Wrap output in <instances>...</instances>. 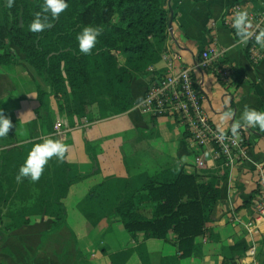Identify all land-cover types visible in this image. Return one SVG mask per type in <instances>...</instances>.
Listing matches in <instances>:
<instances>
[{
  "label": "crops",
  "instance_id": "obj_1",
  "mask_svg": "<svg viewBox=\"0 0 264 264\" xmlns=\"http://www.w3.org/2000/svg\"><path fill=\"white\" fill-rule=\"evenodd\" d=\"M165 3L173 19L172 31L149 76L133 81L134 105L123 114L93 120L89 108L87 116L80 118V101L66 87L62 103L52 97L47 117L41 116L37 89L43 82L24 56L16 55L14 64L0 67V110L12 122L7 137L0 138V158L5 150L56 138L66 146L68 161L78 166L81 174L94 169L87 151L90 146L104 178H152L177 168L197 176L199 182L217 180L221 199L205 236L198 240L199 254L182 259L180 264H264V219L253 209L258 194L255 164L264 166V133L241 125L246 107L264 112V48L256 42L241 43L236 31L227 25L238 10L258 19L264 14V0ZM206 51H217L221 56L217 64L202 69L200 62ZM219 64L234 71L229 83L217 75ZM186 68L193 71L211 122L228 132L237 125H241L237 131H249L252 161L229 170L213 146L192 143L179 118H157L139 107L159 80ZM57 123L63 125L60 132L55 130ZM154 209L147 194L138 197L141 215L151 218ZM52 233L49 219L20 229H13L10 219L1 220L0 264H143L145 257L150 264H162L164 259L180 256L173 232L165 240L147 239L142 232H128L116 218L101 221L77 239L67 227L47 239ZM253 248L255 257H249Z\"/></svg>",
  "mask_w": 264,
  "mask_h": 264
},
{
  "label": "trees",
  "instance_id": "obj_2",
  "mask_svg": "<svg viewBox=\"0 0 264 264\" xmlns=\"http://www.w3.org/2000/svg\"><path fill=\"white\" fill-rule=\"evenodd\" d=\"M43 2L13 0L9 8L8 0H0V67L14 64L16 55L24 56L43 82L37 89L41 116L47 117L51 98L62 97L66 87L80 101V118L87 116L89 108L93 120L130 110L134 105L133 81L149 76V69L161 60L169 36L171 14L165 0H66L68 8L58 18L52 19L48 13L52 27L33 33L29 25L36 13L42 12ZM87 26L103 29L90 55L79 51L76 39ZM99 87L107 94L98 93ZM84 89L88 102L78 97ZM35 144L1 153L0 214L2 204L10 200L2 194L3 176L14 163L21 167ZM87 151L94 168L90 174H81L78 166L68 161L66 152L54 168L44 167L35 182L39 190L37 212L24 209L12 217L13 229L49 219L53 233L67 227L77 239L101 221L116 218L128 232H142L147 239L165 240L170 232L177 235L179 258L164 259L162 264H180L182 259L199 254L198 240L205 236L221 199L219 181L199 182L197 176L177 168L152 178H104L90 146ZM21 183L32 181L24 178ZM143 193L155 205L151 218L137 211L138 197ZM143 264H150L147 257Z\"/></svg>",
  "mask_w": 264,
  "mask_h": 264
},
{
  "label": "built area",
  "instance_id": "obj_3",
  "mask_svg": "<svg viewBox=\"0 0 264 264\" xmlns=\"http://www.w3.org/2000/svg\"><path fill=\"white\" fill-rule=\"evenodd\" d=\"M241 12V11H237ZM251 24L249 31L257 33L264 30V14L258 19L248 15ZM233 28V20L227 22ZM255 42L253 36L248 40ZM221 53L206 51L202 55L200 68L207 69L211 65L217 64ZM216 73L220 80L229 83L234 71L228 66L218 65ZM145 113L154 117H177L185 126L192 138V143L197 147L213 146L216 156L223 161L226 168L232 170L252 161L251 147L249 145V131L242 129L233 132L224 131L215 126L204 110V99L193 78L191 68H186L177 74L166 76L159 80L148 91L143 102L139 106ZM63 128L61 123H57L55 130L60 132ZM202 164L200 160H197ZM257 174L258 194L253 201V209L257 216L264 219V166L255 164ZM249 257H255V249L249 250Z\"/></svg>",
  "mask_w": 264,
  "mask_h": 264
},
{
  "label": "clouds",
  "instance_id": "obj_4",
  "mask_svg": "<svg viewBox=\"0 0 264 264\" xmlns=\"http://www.w3.org/2000/svg\"><path fill=\"white\" fill-rule=\"evenodd\" d=\"M7 6L11 8L13 0H8ZM67 8L68 3L66 0H44L41 5L42 12L36 13L34 20L29 25V30L33 33H39L51 28L52 23L49 20L48 13L51 14L52 19H56ZM233 28L241 43H247L254 36L256 44L264 48V30L259 31L258 34L248 30L251 28V24L247 12L241 11L235 14ZM102 31L103 29L100 27H84L76 37L79 51L85 55H90ZM241 125L253 129L258 128L261 133H264V112L246 107L241 116ZM241 125H237L232 129L234 134ZM11 127V120L0 110V138L7 137ZM65 152L66 146L57 140L46 139L43 143L35 144L28 153L23 165L19 168L16 176L17 182H21L24 178L37 182L49 160L53 157L62 160Z\"/></svg>",
  "mask_w": 264,
  "mask_h": 264
},
{
  "label": "rangeland",
  "instance_id": "obj_5",
  "mask_svg": "<svg viewBox=\"0 0 264 264\" xmlns=\"http://www.w3.org/2000/svg\"><path fill=\"white\" fill-rule=\"evenodd\" d=\"M97 92H102L104 95L107 94L105 90H101L100 87L98 88ZM78 97L81 101L86 100L88 102L87 90L84 89L83 91L79 92ZM61 99V97L57 99L59 101V104L62 103ZM108 106L112 107L110 100H108ZM58 161L59 160L56 157H53L45 166L54 168L57 163L59 164ZM19 168V164L14 163L11 167H9V170H7L6 174L3 176L4 189L2 191V194L9 197L10 199L8 204H2L1 206L2 213L0 214V219L4 221H8L12 217L20 214L24 209H27L29 213L37 212L39 190L36 188L35 182H32L30 184H22L21 182H17L16 176L18 175ZM53 235L54 233L49 235L47 239H51Z\"/></svg>",
  "mask_w": 264,
  "mask_h": 264
},
{
  "label": "water",
  "instance_id": "obj_6",
  "mask_svg": "<svg viewBox=\"0 0 264 264\" xmlns=\"http://www.w3.org/2000/svg\"><path fill=\"white\" fill-rule=\"evenodd\" d=\"M172 22H173V19L171 18V21H170V24H169V32L171 33L172 31Z\"/></svg>",
  "mask_w": 264,
  "mask_h": 264
}]
</instances>
